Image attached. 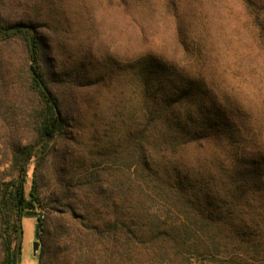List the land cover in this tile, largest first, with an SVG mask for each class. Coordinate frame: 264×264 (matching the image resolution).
<instances>
[{"label": "trees", "instance_id": "obj_1", "mask_svg": "<svg viewBox=\"0 0 264 264\" xmlns=\"http://www.w3.org/2000/svg\"><path fill=\"white\" fill-rule=\"evenodd\" d=\"M158 1L177 48L201 57L184 2ZM238 1L264 51V0ZM103 2L143 32L150 0ZM64 10V0H0V114L23 125L15 173L0 171V264L19 262L26 211L40 226L38 264H264V145L249 112L200 71L146 52L124 65L130 85L102 132L89 114L115 97L111 82L68 42ZM18 46L14 67L4 53ZM63 135L71 146L56 164Z\"/></svg>", "mask_w": 264, "mask_h": 264}, {"label": "rangeland", "instance_id": "obj_2", "mask_svg": "<svg viewBox=\"0 0 264 264\" xmlns=\"http://www.w3.org/2000/svg\"><path fill=\"white\" fill-rule=\"evenodd\" d=\"M150 1L152 5L144 13V30L141 32L138 25L129 23L124 17L122 9L105 7L103 0H64L68 42L75 50H88L80 52L89 62V72L94 76L97 73L108 75L110 89L115 96H109L103 101V107L97 115L90 113L89 121H94L102 132L106 130L110 133L114 130L116 125H111L110 121L113 113H118V105H123V98L130 85L124 65L142 53L153 52L165 58H174L203 73L209 86L220 97L225 92L230 93L242 109L249 112L247 125L252 126L259 144L264 145V51L260 48L255 29L247 21L242 3L238 0H182V7L187 9L192 24L190 40L196 41L203 53L201 57H194L177 48L172 21L164 17L158 0ZM11 13V19L15 21L21 10H12ZM21 48L18 46L9 56L4 53V58L14 67H18L17 56ZM6 67L3 66V70ZM8 116L7 113L0 114V171L6 177L15 173L10 163V145L18 141L23 132V125H12ZM104 121L108 124L102 125ZM70 146L71 142L65 135L59 137L55 142L56 155L53 162H63L60 157ZM33 166L32 161L25 182L27 194ZM52 188L53 179L42 185L41 196L48 195ZM37 211L43 213L44 208L38 207ZM36 223L38 220L35 213L22 216L23 235L18 264H38L40 246L36 254L33 251ZM39 237L40 226V242ZM203 264L215 263L206 261Z\"/></svg>", "mask_w": 264, "mask_h": 264}, {"label": "water", "instance_id": "obj_3", "mask_svg": "<svg viewBox=\"0 0 264 264\" xmlns=\"http://www.w3.org/2000/svg\"><path fill=\"white\" fill-rule=\"evenodd\" d=\"M25 214L26 215H33L34 212L33 211H26ZM38 236H39V224L36 223L35 224V237H36V240L34 242V247H33L34 254H36V252H37V250H38V248L40 246V242L38 240Z\"/></svg>", "mask_w": 264, "mask_h": 264}, {"label": "built area", "instance_id": "obj_4", "mask_svg": "<svg viewBox=\"0 0 264 264\" xmlns=\"http://www.w3.org/2000/svg\"><path fill=\"white\" fill-rule=\"evenodd\" d=\"M41 216H43V215H41Z\"/></svg>", "mask_w": 264, "mask_h": 264}]
</instances>
